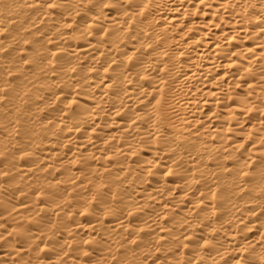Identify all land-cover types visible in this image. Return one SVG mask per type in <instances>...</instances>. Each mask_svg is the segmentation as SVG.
Listing matches in <instances>:
<instances>
[{
    "label": "bare ground",
    "instance_id": "6f19581e",
    "mask_svg": "<svg viewBox=\"0 0 264 264\" xmlns=\"http://www.w3.org/2000/svg\"><path fill=\"white\" fill-rule=\"evenodd\" d=\"M0 264H264V0H0Z\"/></svg>",
    "mask_w": 264,
    "mask_h": 264
}]
</instances>
